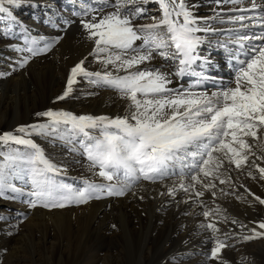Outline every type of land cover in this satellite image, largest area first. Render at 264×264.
<instances>
[{
	"label": "snow or ice",
	"instance_id": "1",
	"mask_svg": "<svg viewBox=\"0 0 264 264\" xmlns=\"http://www.w3.org/2000/svg\"><path fill=\"white\" fill-rule=\"evenodd\" d=\"M215 2L219 6L224 0ZM227 2L233 7L210 18L196 15L195 5L188 0H98L80 9L79 23L92 47L70 68L65 88L54 103L70 98L74 85L83 80L115 91L128 102L125 114L77 115L47 109L35 114L43 122L0 133V199L51 211L93 199L123 197L141 181L163 184L171 180L168 196L183 191L204 209L205 221L231 219L241 230H229L221 238L215 222H202L200 227L211 233L208 260L228 264L221 252L235 236L238 242L264 237V218L245 223L201 199L209 191L213 199L217 197L215 181L234 189L229 174L232 166L252 179L258 172L264 180V166L257 163L264 162V0ZM8 3L19 6L17 0ZM149 3H158V16L150 15ZM141 19L150 22L138 23ZM210 21L231 25L225 47L234 45L245 52L244 59L234 64V80L213 91L204 87V73L194 71L204 42L200 34L217 31ZM248 29H259V34ZM23 33V45H10L19 54L14 70L48 54L62 39L33 37L27 28ZM89 57L99 70L87 67ZM157 58L161 63L154 65ZM6 75L11 72L0 73V78ZM185 76L196 80L188 87L177 85ZM33 136L61 141L70 152L82 155L91 177L81 178L78 185L68 183L64 179L67 169L54 163ZM240 187L264 206V198L243 184ZM218 191L225 197L234 194L223 187ZM26 218L21 214L19 220L22 223Z\"/></svg>",
	"mask_w": 264,
	"mask_h": 264
},
{
	"label": "bare ground",
	"instance_id": "2",
	"mask_svg": "<svg viewBox=\"0 0 264 264\" xmlns=\"http://www.w3.org/2000/svg\"><path fill=\"white\" fill-rule=\"evenodd\" d=\"M47 1L49 4H46L44 0H36L30 3L31 8L39 10L37 13L35 10H32L34 14H31V18L37 20L35 25H28L27 21H20L16 26L15 24H10L4 31L7 39L5 38V42L0 41V50L3 48L6 55H8L7 58L13 61L11 63L9 61V64L7 62L3 66V71L5 73L11 72V75H7L9 78L0 82V85L3 82L8 83V90L0 92V97H3L1 104L5 105L4 101H8V98H16L15 104L17 105L7 108V114L14 116L17 120L21 119L22 121L20 120L19 123H23L25 120L35 121L41 119L35 114L47 109H63L77 115L123 116L128 103L126 100L120 99L116 92L111 89L95 87L87 81V83L80 82L74 85V92L70 98L54 103L55 98L65 88L70 68L80 59L87 56L92 47L91 42L84 38V33L79 23L80 17L77 15V12L88 6V4H96L98 0H77L79 2L72 6L66 0ZM51 2L59 3L62 7L67 6V11L62 12V14L54 12L49 6L52 4ZM79 3L81 4L80 7L78 6ZM188 3L189 5L194 4L193 11L199 17L204 18H210L216 12L226 13L227 9L233 7L227 0H224V3L219 6L215 0H188ZM149 5L150 3L146 7L148 8ZM148 11L150 15L158 16L159 5L154 4L152 9H148ZM137 22H150V19H141ZM210 23L217 31L200 34L204 42L198 49L201 59L194 66V71L204 73L207 77L204 87L208 91H213L221 83L228 85L234 80L236 71L234 64L244 59L245 52L234 45L225 47V41L229 39L227 29L231 25L216 21H210ZM23 28H27L31 36L43 38V40H51L58 36L62 37V39L48 54L32 59L23 69L14 70L19 54L13 51L10 45H23ZM248 31L259 34V29H248ZM152 63L159 65L161 61L157 58ZM222 63L226 65L225 68L221 66ZM87 67L90 70H99L100 68L98 64L93 62L92 57L88 58ZM24 75L28 77V82L23 79ZM195 80V76H185L182 80H177V85L188 87ZM89 93L93 94L89 95ZM20 97L26 98L25 103H20ZM30 99L32 106L29 105ZM18 113L23 118H20ZM77 157L67 156L65 158L67 160H63L62 158L64 163H59L58 165L67 167L76 176L91 177V173L86 167V161L79 160ZM59 160L62 161L61 158ZM77 162L79 163L77 164ZM257 163L264 166V162L257 161ZM73 165L78 166L74 167ZM253 171L255 172L254 169ZM229 174L235 183L236 181L238 182L237 188L239 190L235 186L233 189L228 185H220L219 181H215L218 185L217 197L213 199L209 191L205 192L204 198L201 199L210 208H216L217 206L221 208L223 203L226 204L225 201H230L228 207L225 208L231 209V211L237 210V203H243V207L252 216L250 218L252 220H259L257 219L258 216L255 208L260 209L261 213L264 214V206L259 205L253 200V197L248 196L240 185H245L252 193L264 198V180L259 179L258 172L255 173L257 178L252 179L246 174L237 171L234 166H232ZM94 179L100 180L99 177H95ZM171 183V180H166L163 184L141 181L134 187L132 192L127 193L123 197L93 199L89 203L77 208H66L60 211L45 212L39 209L20 208L22 209V214H26V216L29 214V216L19 228L26 227L29 242L33 246L38 244L41 253L44 254L43 258L52 261L58 260L69 263L72 260H78L82 254L83 257L80 260L97 261L94 258L99 254L98 250L101 248L100 250L103 252L101 256L108 262L114 251L112 246L117 250L119 248L117 241L119 239L123 240V238L128 236L126 242L131 243V240L136 239L139 242L137 244L142 247V250L147 249L145 252L150 258L152 257V245L161 243L160 249L166 251L174 242L178 241L180 248L166 252L167 257H165V260L163 259L164 262L162 264H176L173 263L175 254L178 255L177 261H180L179 264H198L195 261L196 258L193 256L204 257L209 252L207 251L208 249L206 250V247L211 244L208 242L211 233L202 229L200 224L210 221H205V218L201 216L204 209L189 200L188 194L183 191H178L175 197L168 196L166 194L167 186ZM221 187L228 191H234V194L227 197L220 195L218 189ZM133 192H135V195H133ZM160 193L165 194L160 195ZM237 196H241L242 198L237 199ZM140 197H143V199ZM186 200L188 202H185ZM249 201L252 202V205H250ZM3 212H7V210L4 211V209L0 208V216ZM227 214L225 216L235 218L230 212L229 215L231 216ZM229 220L231 223V219ZM220 223L222 224L223 222ZM220 227L222 231L225 230L221 225ZM218 235L223 238L221 232ZM163 238L164 240L162 241ZM171 238H174L175 241L170 242ZM238 239V237H233L230 240L234 243ZM53 241L57 243L55 247L60 254L59 258L56 255L57 251L55 248L48 249V246L54 244L52 243ZM251 241L249 245L252 249L257 248V251L263 253L264 239L257 238ZM63 243H67L69 251L76 250L77 254L75 255L72 252L68 254L66 259L59 249L60 247H64ZM48 250H50L49 254H47ZM231 253L233 252L229 247L222 251L223 255L230 256L232 255ZM30 256L33 264L40 258L37 256V253ZM188 257H193V259L188 260ZM241 259H244V257Z\"/></svg>",
	"mask_w": 264,
	"mask_h": 264
},
{
	"label": "rangeland",
	"instance_id": "3",
	"mask_svg": "<svg viewBox=\"0 0 264 264\" xmlns=\"http://www.w3.org/2000/svg\"><path fill=\"white\" fill-rule=\"evenodd\" d=\"M34 1H36V0H17V2L19 3V6L16 7V6L9 4L8 0H0V6H2L4 8V12L0 13V41L5 42V40L7 39V37H5V35H4V31L7 29V27L10 24L11 25L15 24V26H16L17 23L19 24L20 21H27L28 25H33V24L35 25V23H37L36 19L31 18V16H32L31 14H34V12H32V10H35L36 13H37V11H39L35 8H31L32 6L30 5V3L34 2ZM38 1H40V0H38ZM44 1L46 4H49L47 0H44ZM66 1L71 6L75 5V3L79 2L77 0H66ZM73 2H74V4H73ZM51 3L52 4H50L49 6H50V9L53 10L54 12L62 14V12L67 11L66 10L67 6L63 5L64 7H62L61 4H59V3L57 4L56 2H51ZM154 4H158V3H150V5L148 6V9L151 10ZM78 6L80 7L81 4L79 3ZM38 7H40V6H38ZM9 13H11V16L8 15ZM0 52H1L0 53V73H5L3 71V66L7 62H8L7 64H9V61H10V63L13 61H11V60H9V58H7L8 55H6V52L4 51L3 48L0 50ZM221 66H224V68H225L226 65L224 63H222ZM216 67H218V66H216ZM8 78H9V76L6 75L3 78H0V82L5 81ZM27 78L28 77L26 75L23 76V79L26 81H27ZM81 83H87V82L81 80ZM7 86H8V83L3 82V84L0 85V92H2L3 90L7 91L8 90ZM19 100H20V103L23 104V103H25L26 98L20 97ZM2 101H3V97L1 96L0 97V133H3L5 131H12L19 125H29V124L36 123L38 121L43 122L42 119H38L35 121L25 120L23 123H21V122L19 123V121L21 119L17 120L14 116L7 114L8 113L7 108H10V107L17 105V104H15L16 98H8V101H4L5 105L1 104ZM29 105L32 106L31 99L29 101ZM19 117L23 118L21 114H19ZM32 138L44 150L46 155L56 164H59V163L63 164L64 163L63 160H67V159H65L67 156H76V157L78 156L77 158L79 160H83V161L85 160V158L82 155H79L76 152H70L69 146H66L61 141L53 140L51 138H46L44 136H33ZM59 158H61V160L63 158V160L60 161ZM78 163L79 162H77V164ZM73 166L77 167L78 165H73ZM65 168L67 169V175L64 177V179L68 183L78 185L81 181V178H83V177L76 176V174H73L72 171L68 170L67 167H65ZM233 182H234V186L237 188L238 182L237 181H236V183H235V181H233ZM16 184H17V186H21L22 182L16 181ZM235 191H237V190H235ZM229 202L230 201H228V202L225 201V203L227 205L224 203L222 205L220 204L221 209L224 212L223 213L224 215H226L227 213H228L227 215H229V212H230V214L234 215V217L237 220L243 221L245 223L252 221V219L250 218L252 216L248 213L249 211L247 209H245V207H243V203H237L236 207H238V208H237V210L235 209L234 211H236V212H234V211H231V209L228 210L227 208H225V207H228ZM82 205L73 204V205H70V206L65 207L63 209L72 208V207L77 208V207L82 206ZM0 208L4 209V211L7 210V212L1 213V216H3L4 219L0 220V264H33L32 260L30 258L31 257L30 255H33L34 253H37V256L40 257L37 259L35 264H162L165 260V257H167L166 252H168L169 250H172V251H174L176 249L178 250L180 248L179 247L180 243L178 241L174 242L172 244V246L166 251L160 249L161 243L157 244V245H152V257L150 258L145 252V250H147V249L145 248V250L144 249L142 250V247H140L137 244L139 242L136 239L131 240V243L126 242L128 239V236H127V237L123 238V240L119 239L117 241V245L119 246V248L117 250L115 249V247L112 246V249L114 251H113L111 259H109L108 262H106V260L103 259V256H101L103 253L100 250L101 248L98 250L99 254L94 258L97 261L93 260L94 262L88 261V260H80V258L83 257V254L80 256V258L78 260H75V261L72 260L69 263H66L65 261H58V260L52 261L50 259L43 258L44 254L41 253V249H40V246L38 244H35V246H33L29 242V238L27 237V235H28L27 234V228L26 227L19 228L27 219L26 218L22 223L19 220L20 214H22V209L28 208L27 205L25 203L20 202V201H8V200L0 199ZM20 208H22V209H20ZM35 209L36 210H38V209L43 210L45 212L63 210V209H54V210L49 211V210H46V209L40 208V207H37ZM31 210H33V209H31ZM255 212L258 216L257 219L264 218V214L261 213L260 209L255 208ZM231 215H229V216H231ZM28 216H29V214H27V217ZM201 216H203V215H201ZM110 217H111V215H110ZM111 219H112V217H111ZM209 221L215 222L217 224L218 228L220 225L222 227H224V229L226 231L225 230L222 231L221 227L219 228L221 230L220 232L222 233V235L224 232H227L229 230H232L236 233L241 232V230L238 227H236L235 225H232L230 223V220L227 221V223L223 222L222 223L223 225L220 222H218L216 217H212ZM218 224H220V225H218ZM253 226H255V225H253ZM235 237H238V236H235ZM261 238L264 239V237H261ZM163 240H164V238L162 239V241ZM173 241H175L174 238H171L170 242H173ZM251 242L252 241L238 242V240H237L236 242L232 243L231 240H228V243L230 245L229 249H231L233 253H231L232 255L228 256V255H223L221 252V256H222L223 260H226L228 262V264H264V251H263V253H260V251H257V248H255L254 249L255 251H254L252 249V247L249 245ZM52 243H54V244L48 246V249H54L55 248V250L57 251V249L55 247L57 243L55 241H53ZM63 244H64L63 245L64 247H60L59 249L61 250V253L65 255L66 259H67L68 254H70L72 252L75 255L77 254L76 250H74V251L68 250L67 243H63ZM97 245H99V243H97ZM205 246H207V245H205ZM211 246L212 245L209 244L206 247V250L208 249L207 251H209ZM247 247H248V249H247ZM249 247H250V250H249ZM263 249H264V246H263ZM49 253H50V250H48L47 254H49ZM154 253H155V255H153ZM56 255L58 258L60 257V254L58 253V251H57ZM240 255H241V258L244 257V259H241ZM196 256H193V257L196 258L195 261L198 264L199 263H201V264H218V261L208 260L206 258V255H204V257H202V258L196 257ZM175 257H173L174 258L173 263L179 264L180 261L179 262L177 261L178 255L175 254ZM193 257H188V260L189 259L192 260ZM167 261L169 262V260H167Z\"/></svg>",
	"mask_w": 264,
	"mask_h": 264
}]
</instances>
